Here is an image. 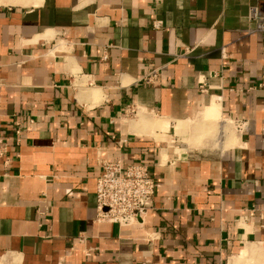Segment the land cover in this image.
<instances>
[{
	"label": "crops",
	"instance_id": "0c3cea01",
	"mask_svg": "<svg viewBox=\"0 0 264 264\" xmlns=\"http://www.w3.org/2000/svg\"><path fill=\"white\" fill-rule=\"evenodd\" d=\"M254 2L0 0L11 158L6 172L0 163V264H233L239 254L238 264H264ZM153 69L154 83L138 82ZM129 105L138 116L123 113ZM221 117L247 128L229 126L220 144ZM113 158L145 164L159 185L126 228L95 220L99 162Z\"/></svg>",
	"mask_w": 264,
	"mask_h": 264
},
{
	"label": "built area",
	"instance_id": "2783aa9c",
	"mask_svg": "<svg viewBox=\"0 0 264 264\" xmlns=\"http://www.w3.org/2000/svg\"><path fill=\"white\" fill-rule=\"evenodd\" d=\"M254 1L249 6L247 14L248 18L255 22V27L251 32L264 34V0ZM153 27L160 29L162 27L161 21L155 20ZM157 72L156 69L149 71L142 75L138 82L144 84L154 83ZM205 78L201 79L198 84L202 92H207L210 89V86L204 80ZM262 85L263 83H252L247 88L248 90H254L262 87ZM138 112V107L135 105H129L123 109L125 115H137ZM223 122L231 126L235 132L241 133L247 128V121L243 119L225 117ZM14 134L16 136L15 143L18 146L21 134L19 123H16ZM8 150V144L0 137V163L5 168V172L11 162ZM15 156L17 157L18 154ZM158 186L148 167L143 163H123L119 158L101 159L95 184L96 222L113 223L121 228L139 222L146 212L153 207L154 195ZM79 241H84V238H79Z\"/></svg>",
	"mask_w": 264,
	"mask_h": 264
},
{
	"label": "bare ground",
	"instance_id": "6f19581e",
	"mask_svg": "<svg viewBox=\"0 0 264 264\" xmlns=\"http://www.w3.org/2000/svg\"><path fill=\"white\" fill-rule=\"evenodd\" d=\"M96 94V93H95ZM141 121V120H140ZM142 121H143V119H142ZM223 121H225V118L224 117H221V119H220V133L218 134V139H219V142H220V144L222 143V140H223V138H224V136L226 135V134H228L229 132V126L226 124V123H224ZM137 122V121H136ZM236 140V139H235ZM218 142V143H219ZM245 250V249H244ZM243 252V251H242ZM245 253H246V251H244ZM241 253V252H240ZM242 254H244V253H242ZM240 255V254H239ZM238 255V256H239ZM236 257V258H234L233 259V261H232V263L233 264H238L240 261V258H243V256L244 255H242V256H239V257Z\"/></svg>",
	"mask_w": 264,
	"mask_h": 264
},
{
	"label": "rangeland",
	"instance_id": "374dc122",
	"mask_svg": "<svg viewBox=\"0 0 264 264\" xmlns=\"http://www.w3.org/2000/svg\"><path fill=\"white\" fill-rule=\"evenodd\" d=\"M138 114L137 115H135V114H127V117H135V116H138Z\"/></svg>",
	"mask_w": 264,
	"mask_h": 264
}]
</instances>
